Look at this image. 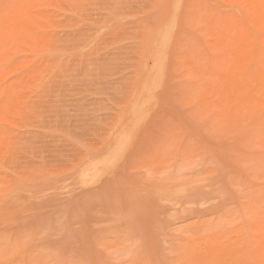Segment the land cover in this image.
Masks as SVG:
<instances>
[{
    "label": "rangeland",
    "instance_id": "rangeland-1",
    "mask_svg": "<svg viewBox=\"0 0 264 264\" xmlns=\"http://www.w3.org/2000/svg\"><path fill=\"white\" fill-rule=\"evenodd\" d=\"M172 1L0 0V264H264V0H182L127 125Z\"/></svg>",
    "mask_w": 264,
    "mask_h": 264
},
{
    "label": "bare ground",
    "instance_id": "bare-ground-1",
    "mask_svg": "<svg viewBox=\"0 0 264 264\" xmlns=\"http://www.w3.org/2000/svg\"><path fill=\"white\" fill-rule=\"evenodd\" d=\"M181 1L182 0H173L172 1L171 8L169 11L171 13L170 14L171 17H169V19L167 18L168 21L166 24L164 23L165 24L164 27H161L162 30L160 32H157L156 44H155L154 48L151 47V48H153V52L151 51V48H150V51L152 53H150V55L148 57L149 63H147L146 66L143 67L142 74H140L142 77V81H141L142 84H140L142 87V93H141L140 97L136 96L134 99H132L133 97L131 98L132 100L130 101V104L128 107L129 108L128 114H127L128 115L127 117L130 116V118L128 119L129 121H127V125H129V124L138 125L140 123L139 119L141 118V115L144 113L143 106L146 105L145 103L149 102V100L151 101L154 88L156 87V85H158L159 83L162 82V74L164 72L165 63H166L164 60L165 59L164 52L166 51V47H168V45L171 41V37H172V33H173L172 31H173V28L175 26L174 23H176L175 19H176V17L179 16V12L181 10V4H182ZM166 15H167V13L165 12V17H166ZM158 17H159V15H158ZM162 18H160V19H162ZM138 95H140V94H138ZM122 116H124V114H122ZM125 117L123 118V120L126 119ZM117 121H119V120L117 119ZM120 122H121V120H120ZM121 129L119 128L118 131H120ZM122 135L123 134H117L116 138L114 139V143H113L112 148H111V150L113 152L111 154L118 156V155H121L125 150H127L126 147H127V145L129 146L128 141H130V140H128L126 137H124V135L123 136ZM105 162H108V158H106L105 160L103 159V161L102 160H95V159H93L92 161L88 160L85 168H83L84 167L83 166L82 167L83 169L80 170L81 171L80 176H82V177H80V176L79 177L83 178L82 180H85L84 176L85 177L90 176L91 173L97 174L99 172V170H101V167ZM76 176H78V175L76 174ZM79 177H77V178H79ZM186 187H188V186H186Z\"/></svg>",
    "mask_w": 264,
    "mask_h": 264
}]
</instances>
